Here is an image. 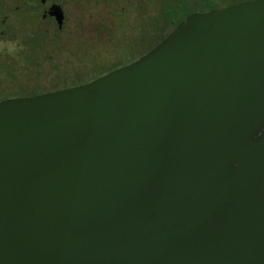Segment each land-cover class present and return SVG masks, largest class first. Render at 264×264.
Returning a JSON list of instances; mask_svg holds the SVG:
<instances>
[{"label":"water","instance_id":"1","mask_svg":"<svg viewBox=\"0 0 264 264\" xmlns=\"http://www.w3.org/2000/svg\"><path fill=\"white\" fill-rule=\"evenodd\" d=\"M0 264H264V0L0 101Z\"/></svg>","mask_w":264,"mask_h":264},{"label":"flooded vegetation","instance_id":"2","mask_svg":"<svg viewBox=\"0 0 264 264\" xmlns=\"http://www.w3.org/2000/svg\"><path fill=\"white\" fill-rule=\"evenodd\" d=\"M98 3H104L106 11L98 12ZM119 3L122 4L116 5ZM131 4L134 9L138 10L136 16L133 17L129 16L128 12ZM56 7L60 13L58 18L54 13ZM184 7H188V5ZM163 9L165 8L162 3L157 5L155 0H0V40H15L17 37L23 36L25 46L24 52L20 54L23 58L22 62L0 52V91L5 93L14 91L17 94L2 97L0 101L29 98L37 94L82 85L130 63L108 68L86 81L59 82V85H55L59 80L53 81V78L59 70L64 69L66 64L58 65L54 62L46 63L39 60L33 66H29V41L36 43L45 52L50 46L58 49L64 46H85L90 49L108 50L113 48L112 37L116 35V46L124 47L130 26L138 24L141 17L146 15L158 18ZM194 12H203V10H193L184 14L171 30L187 15ZM61 35L64 37V42H52L53 39ZM29 36L31 37L29 38ZM30 69L35 73V77L37 76V79L32 82L33 86L36 83L39 85L52 83L55 85H53L54 88L29 96Z\"/></svg>","mask_w":264,"mask_h":264},{"label":"rangeland","instance_id":"3","mask_svg":"<svg viewBox=\"0 0 264 264\" xmlns=\"http://www.w3.org/2000/svg\"><path fill=\"white\" fill-rule=\"evenodd\" d=\"M155 1H157V5L162 3L163 8L165 9L162 10L161 14L159 13L158 18H151L146 15L141 17L138 24L130 26L124 47L116 46V35L112 37L113 48H109L108 50L98 48L90 49L85 46H64L63 48L58 49L54 46H50L46 49V53L42 48L37 46L36 43L29 41V66H33L34 63L39 60L45 61L46 63L54 62L58 65L66 64L64 69L59 70L53 78V81L59 80L55 85H59L61 82L76 83L86 81L91 77L101 74L108 68L131 62L146 53L171 31L174 24L179 21L184 14L193 10L206 11L213 8H221L245 0ZM120 4L122 3L116 5L119 6ZM186 5H188V7H184ZM97 6L98 12L106 11V5L104 3H98ZM137 11L136 8H133V4L129 6V16H136ZM30 37L31 36H29V38ZM52 42H64L63 35L53 39ZM36 79L37 76L35 77V73L30 69L29 96L36 92L52 89L55 86L52 83L43 85L36 83V85L33 86L34 83L32 84V82ZM7 95L15 96L17 94H15L14 91L8 93L0 91V98Z\"/></svg>","mask_w":264,"mask_h":264},{"label":"clouds","instance_id":"4","mask_svg":"<svg viewBox=\"0 0 264 264\" xmlns=\"http://www.w3.org/2000/svg\"><path fill=\"white\" fill-rule=\"evenodd\" d=\"M23 39V36H19L15 40H0V52L22 62L23 58L20 54L25 50Z\"/></svg>","mask_w":264,"mask_h":264}]
</instances>
